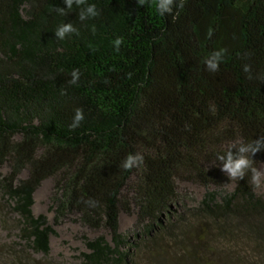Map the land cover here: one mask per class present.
Listing matches in <instances>:
<instances>
[{"label":"trees","instance_id":"16d2710c","mask_svg":"<svg viewBox=\"0 0 264 264\" xmlns=\"http://www.w3.org/2000/svg\"><path fill=\"white\" fill-rule=\"evenodd\" d=\"M177 2L161 16L136 0H86L98 15L81 21L75 4L55 11L62 0H0V215L23 242L0 261L48 256L53 229L32 206L51 179L53 224L110 238L85 239L82 264H264V193L251 172L229 179L216 159L264 137V0ZM68 22L76 32L55 38ZM136 152L143 163L123 170ZM251 159L258 171L264 152ZM178 183L202 188L201 199L189 203ZM121 213L135 216L133 239L119 232Z\"/></svg>","mask_w":264,"mask_h":264},{"label":"rangeland","instance_id":"374dc122","mask_svg":"<svg viewBox=\"0 0 264 264\" xmlns=\"http://www.w3.org/2000/svg\"><path fill=\"white\" fill-rule=\"evenodd\" d=\"M260 173L259 183L255 184L258 194L264 193V164L258 168ZM6 169L1 168L0 174H5ZM179 190L186 194V200L189 203L199 201L204 193V190L190 183H178ZM53 188L51 179L43 181L33 195L34 203L32 213L35 216L43 215L46 217L48 224L53 229V234L49 237V254L44 257L41 254H30L31 260L36 264H82L81 254L87 253L84 240H91L100 235H104L106 240L110 242V238L105 231L94 232L83 228L78 223L73 221H64L58 225L53 224V213L50 209V196ZM135 223V216L121 213L119 216V232L129 239H133L132 230ZM23 243L18 238L16 223L12 217L0 215V249ZM225 244V245H224ZM219 247H226V243H219ZM232 248V245L228 246ZM239 253L243 257L242 249L244 246L239 244ZM227 248V247H226ZM237 250V251H238ZM245 256V255H244ZM141 264H148L146 259L140 257ZM5 262V261H4ZM0 261V264H5Z\"/></svg>","mask_w":264,"mask_h":264},{"label":"clouds","instance_id":"9594fccd","mask_svg":"<svg viewBox=\"0 0 264 264\" xmlns=\"http://www.w3.org/2000/svg\"><path fill=\"white\" fill-rule=\"evenodd\" d=\"M64 7H56L55 11L61 15L65 16L71 12L73 5L75 4L80 11L78 12V18L81 21L86 19H91L98 15V10L95 4L86 3V0H62ZM146 3L150 7L154 8L158 15L163 16L166 13H171L174 0H136L137 6H144ZM81 5H84L81 7ZM183 0H179L175 4L177 9L182 8ZM76 32V29L71 22L59 24L55 31L54 36L59 40H63L66 35ZM122 43L121 38H116L113 42L114 51H119V46ZM225 49L220 48L213 50L207 58L204 60V65L207 71L215 72L218 69V65L222 62L224 57ZM248 66L245 65L243 68L244 72H248ZM80 72L74 69L70 73L71 79L68 81L69 84H76L79 79ZM83 119L82 110L77 108L74 110V116L69 128H76L79 122ZM233 148L236 149L233 152ZM257 152H264V137H257L255 140L242 143L239 145L230 146L227 151L222 155H217V160H222L221 171L226 173L229 179L240 180L243 179L245 174L251 172V179L253 183L258 184L260 179V173L252 167V156ZM143 163V156L139 153H130L122 160L120 167L123 170H130L134 167H138ZM89 207H94L95 202L88 200L85 202Z\"/></svg>","mask_w":264,"mask_h":264}]
</instances>
